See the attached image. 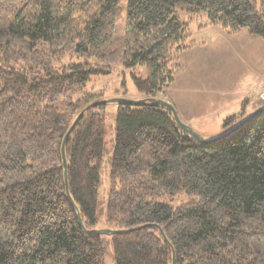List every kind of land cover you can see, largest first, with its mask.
<instances>
[{
	"label": "trees",
	"instance_id": "trees-1",
	"mask_svg": "<svg viewBox=\"0 0 264 264\" xmlns=\"http://www.w3.org/2000/svg\"><path fill=\"white\" fill-rule=\"evenodd\" d=\"M261 6L127 0L122 65L149 73L132 76L135 90L156 98L174 83L200 14L264 41ZM116 9L117 0H0V264H105L101 236L89 231L106 104L90 107L101 94L87 85L109 73ZM117 106L106 222L137 230L111 236L115 264H264V110L201 145L166 109ZM83 111L65 143L67 195L61 147ZM180 195L190 200L163 202Z\"/></svg>",
	"mask_w": 264,
	"mask_h": 264
},
{
	"label": "rangeland",
	"instance_id": "rangeland-1",
	"mask_svg": "<svg viewBox=\"0 0 264 264\" xmlns=\"http://www.w3.org/2000/svg\"><path fill=\"white\" fill-rule=\"evenodd\" d=\"M261 9V0H251ZM127 0H117L113 38V57L109 73L91 78L87 91L101 94L98 102L111 99L140 101L146 97L135 90L132 76L149 77L143 66L126 69L122 65L123 37L126 26ZM188 17L181 14V19ZM194 46L178 54L179 72L173 84L154 99L171 104L182 123L206 141L227 135L239 123L224 125L226 119L252 115L264 102V41L244 29L231 34L209 26L205 14L195 17L189 26ZM117 104L107 103L103 155L100 161V184L95 230H118L106 222L111 160L115 147ZM190 199L185 195L163 201L176 207ZM105 264H115L111 236H101Z\"/></svg>",
	"mask_w": 264,
	"mask_h": 264
},
{
	"label": "water",
	"instance_id": "water-1",
	"mask_svg": "<svg viewBox=\"0 0 264 264\" xmlns=\"http://www.w3.org/2000/svg\"><path fill=\"white\" fill-rule=\"evenodd\" d=\"M107 103H114V104L125 103V104H129V105H144V104H148L149 106H152V107H157V108H160V109H166V110H168L171 113L172 118H173L176 126L178 127V129L181 130L183 133L188 134L189 136L193 137L201 145H206V144H209L211 142L224 139V138L236 133L237 131L241 130L244 126H246L248 123H250L256 116H258L261 113L262 110H264V105H263L262 107L257 109L252 115L248 116L246 119H244L242 122H240L227 135H225L223 137H220L218 139H215L213 141H206L201 136L196 134L189 126H187L184 123H182L181 120L179 119V117L177 115V112L175 111L174 107L171 104H169L168 102H166V101H164L162 99L149 98V99L140 100V101H131V100H128V99H111V100H107V101H103V102L94 103L90 107L98 105V104H107ZM83 113H84V111L81 112V114L77 117V119L75 120L73 125L70 127V129L66 133V135L64 137V140H63V143H62V147H61L67 195H68V189H67V170H66L67 163H66V157H65V143H66L69 135L71 134V132L75 128L77 122L79 121V119L83 115ZM74 208H75L76 211H78L76 206H74ZM79 221H80V224H81L83 230L85 232H88L83 227L82 221L81 220H79ZM135 230H137V229L91 230V231H89V233L96 234V235H99V236H103V235L104 236H114V235L128 234V233L133 232ZM173 264H175L174 258H173Z\"/></svg>",
	"mask_w": 264,
	"mask_h": 264
},
{
	"label": "built area",
	"instance_id": "built-area-1",
	"mask_svg": "<svg viewBox=\"0 0 264 264\" xmlns=\"http://www.w3.org/2000/svg\"><path fill=\"white\" fill-rule=\"evenodd\" d=\"M262 98L264 99V96H262Z\"/></svg>",
	"mask_w": 264,
	"mask_h": 264
}]
</instances>
